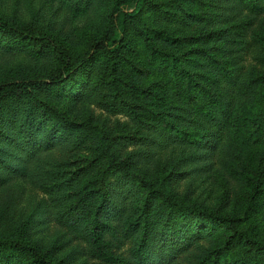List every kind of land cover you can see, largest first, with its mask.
<instances>
[{"label": "trees", "instance_id": "1", "mask_svg": "<svg viewBox=\"0 0 264 264\" xmlns=\"http://www.w3.org/2000/svg\"><path fill=\"white\" fill-rule=\"evenodd\" d=\"M65 1L88 7L99 5L101 0ZM186 3L195 6L188 12L197 18L194 28L181 34L175 27L167 30L156 24V20L170 22V15ZM242 11L264 15V0H107L103 27L77 48L48 29L0 16L1 47L24 50L53 62L48 70L0 78V119L3 113V121L10 124L0 130V139L17 145L30 158L63 143L72 149L92 146L100 137L93 146L96 156L81 164L59 158L41 170L39 185L58 195L51 207L67 227L98 243L100 209L108 205L112 215L120 216L129 206L136 207L139 198L136 208L140 222L127 232L131 239L129 255L136 264H170L187 252L203 229L202 223L183 217L225 227L223 242L216 248L224 259L217 264H247V255L255 257L264 252V238L254 236L243 224L249 217L247 211L222 213L177 197L165 188L166 171L158 170L160 178L149 176L138 164L134 166L132 159L137 155L151 163L153 146L166 141L210 150L220 160L243 147L244 142L238 143L243 140L240 132L231 128V117L243 100L252 99L262 89L264 35L246 40L236 54L222 53L224 37L229 34V15ZM221 22L220 27L212 25ZM171 45L177 49L165 47ZM197 56L205 58V81L198 82L196 77L203 75L201 62L196 68L189 67L188 62ZM161 75V87L154 88ZM195 86L200 94L191 92ZM63 96H92L97 105L140 125L129 136L135 140L128 141L140 145L135 150L138 153L118 154L114 143L124 142L110 140L115 136L106 134L90 117L71 116L55 103ZM262 105H253L247 117L257 123L255 131L259 134L264 132ZM14 130L18 136L12 135ZM100 155L106 157L101 165L94 163ZM0 163H7L3 156ZM84 174L88 176V196L80 203L84 194L78 197V190L75 193L73 188L82 182ZM120 187L123 205L113 201V193ZM132 194L139 197L133 199ZM89 195H96L97 201L91 208ZM233 245H238L239 252L230 260L227 248ZM0 264L56 263L16 234L0 238Z\"/></svg>", "mask_w": 264, "mask_h": 264}, {"label": "rangeland", "instance_id": "2", "mask_svg": "<svg viewBox=\"0 0 264 264\" xmlns=\"http://www.w3.org/2000/svg\"><path fill=\"white\" fill-rule=\"evenodd\" d=\"M106 1L101 0L97 6L85 7L76 6L65 0H0V16L33 28L48 29L77 48L92 39L103 27ZM190 6L195 7L191 3L183 4L170 15V22L156 20V24L167 30L175 27L176 32L185 34L184 32L197 24V18L188 14L192 10ZM207 15L213 17L214 13L207 12ZM229 16L230 28L226 36L228 39L225 41L224 37L222 43L225 46L222 53L225 52L228 56L231 53L236 54L241 45L252 36L264 35V15L257 16L242 11ZM221 18L226 19V16ZM223 23L212 25L220 27ZM165 47L177 49L174 45ZM204 60L203 56H197L188 62L190 69L196 68L198 62H201L203 75H196L198 82L203 81L207 75L203 66ZM52 63L49 58H36L24 50L10 51L0 46V78L48 70ZM158 79V83L152 85L154 88L161 87L162 75ZM261 86L262 89L256 96L243 100L234 109L231 128L235 132H240V139L243 140H238V143L244 142L243 147L235 151L234 155L220 160L214 157L210 150L166 141L165 144L162 142V145L153 146L155 157L151 163L148 164L137 155H132V159L135 162L134 166L138 164L149 176L160 178L157 176L158 170L162 168L166 171L165 188L177 197L222 213L241 214L247 211L249 217L243 224L254 236L264 238V132L256 133L257 123L247 120L253 105L261 108L264 104V81ZM196 87H191V92L200 94ZM55 103L75 118L90 117L91 121L99 124L106 134L115 136L109 138L110 140L124 142L114 143L115 148H119L118 154L121 156L140 148L139 144L128 142L135 140L129 136L140 125L132 123L122 113H112L97 105L92 96L81 99L63 96ZM6 126L10 124L3 121L2 113L0 130L6 129ZM257 134L259 137L262 136L261 139L255 137ZM12 135L18 136L17 130H14ZM99 140L98 135L92 146L81 149H72L63 143L50 152H41L29 158L17 145L0 139V156L7 162L0 163V238L18 234L35 244L51 262L56 264H136L129 255L131 239L127 232L140 222L141 217L136 208L139 198L136 207L129 206L127 212L120 216L112 215L110 207L104 205L99 214L101 239L98 243H92L82 233L67 227L56 217L54 213L56 208L51 207V204H54V199L58 198V195L50 194L39 185L41 170L50 162L66 158L81 164L96 156L93 146L97 145ZM136 153L138 152L135 151ZM105 158L100 155L94 163L101 165ZM88 188V176L84 174L82 182L73 188L75 193L78 190V197L84 194L79 200L80 203L88 196L86 191ZM121 190L120 187L117 193H113V201L118 200V203L123 205L124 201L119 199ZM89 196L91 197L88 208H91L93 202L97 201L94 195ZM136 197L139 195L136 194L133 199ZM182 219L202 223L203 231L200 238L192 241L189 250L170 264H217L221 258L223 261L224 256L219 255L216 248L223 242L225 227L189 217ZM227 251L229 259L234 260L239 247L229 246ZM247 264H264V252L258 253L255 257L247 255Z\"/></svg>", "mask_w": 264, "mask_h": 264}]
</instances>
